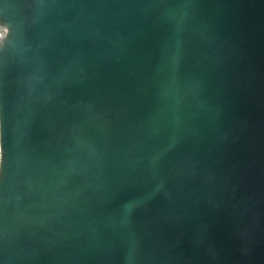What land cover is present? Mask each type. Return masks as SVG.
I'll return each instance as SVG.
<instances>
[{
	"label": "water",
	"instance_id": "95a60500",
	"mask_svg": "<svg viewBox=\"0 0 264 264\" xmlns=\"http://www.w3.org/2000/svg\"><path fill=\"white\" fill-rule=\"evenodd\" d=\"M0 264H264V0H0Z\"/></svg>",
	"mask_w": 264,
	"mask_h": 264
},
{
	"label": "snow or ice",
	"instance_id": "6c2138e0",
	"mask_svg": "<svg viewBox=\"0 0 264 264\" xmlns=\"http://www.w3.org/2000/svg\"><path fill=\"white\" fill-rule=\"evenodd\" d=\"M7 32V29H4L3 31H0V38H3L4 34ZM2 150H0V158H2Z\"/></svg>",
	"mask_w": 264,
	"mask_h": 264
}]
</instances>
